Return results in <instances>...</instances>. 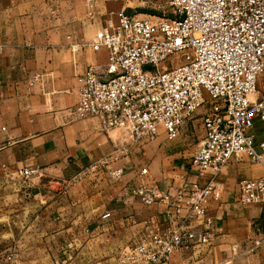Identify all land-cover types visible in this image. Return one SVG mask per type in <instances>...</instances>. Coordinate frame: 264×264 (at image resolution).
I'll list each match as a JSON object with an SVG mask.
<instances>
[{
  "label": "crops",
  "instance_id": "obj_1",
  "mask_svg": "<svg viewBox=\"0 0 264 264\" xmlns=\"http://www.w3.org/2000/svg\"><path fill=\"white\" fill-rule=\"evenodd\" d=\"M92 1V15L88 0L0 1L1 13L23 23L14 39L0 36V264H135L125 259L126 247L150 239L167 206L146 205L131 190L209 181L188 166L205 135L202 114L191 140L188 120L175 139L161 132L146 146H125L120 130H104L99 117L75 110L79 74L106 60L91 44L108 8ZM255 132L258 145V122ZM244 160L233 159L217 176L224 188L210 202L212 243L160 264H264V246L253 245L264 237L253 226L264 204L234 197L235 182L263 176L264 165ZM26 167L38 172L19 176ZM117 169L120 179L112 177Z\"/></svg>",
  "mask_w": 264,
  "mask_h": 264
},
{
  "label": "built area",
  "instance_id": "obj_2",
  "mask_svg": "<svg viewBox=\"0 0 264 264\" xmlns=\"http://www.w3.org/2000/svg\"><path fill=\"white\" fill-rule=\"evenodd\" d=\"M169 2V17L139 18L125 7L110 14L91 44L105 51V62L78 76L77 113L99 117L104 130H120L125 146H146L161 132L175 139L203 109L205 135L188 166L209 181L168 191L146 184L131 190L146 205L167 206L150 239L126 247L125 259L135 264H160L176 251L211 244L218 174L233 159L264 165V138L257 145L255 132L260 122L264 136V0ZM88 3L92 15L93 1ZM17 172L29 178L38 170ZM123 174L117 169L112 177ZM237 200L264 203V175L240 179Z\"/></svg>",
  "mask_w": 264,
  "mask_h": 264
},
{
  "label": "rangeland",
  "instance_id": "obj_3",
  "mask_svg": "<svg viewBox=\"0 0 264 264\" xmlns=\"http://www.w3.org/2000/svg\"><path fill=\"white\" fill-rule=\"evenodd\" d=\"M101 2H102L103 6L105 5L108 8L107 10H108L109 15L112 14L113 12L119 11L122 7H125L128 12H130L133 15H137V17H139V18H146L150 15L154 16V17H157V16L169 17L170 15H172V12H173V8L170 5L169 0H101ZM19 17H22V16L8 15V14H4V13L0 12V30H1V27L3 30L7 29V32L3 31L2 34L0 32V36L2 35L3 39H5L6 36H9L10 39H14L15 36L20 34V31H17L19 26H16L17 24L22 23V20L21 21L18 20ZM201 114H203V109L197 110L193 114L192 117L187 119V121L190 120V121L194 122L193 126L190 128V131L188 132L190 140H191V138H193V137L195 138L196 136H198L199 132H201V129H202ZM258 123L260 124V122H258ZM129 145H131V144H129ZM197 147H198V145H197ZM195 149L193 150V152L195 151ZM192 153H191V155L188 156V158L190 156H192ZM244 161L249 162V163H256V162H252L248 159H245ZM239 180L240 179L237 180V183L235 182V190H234V197L235 198L237 197V188H238V181ZM223 188L224 187L221 186V188L217 191V193L214 195L213 198L220 197L221 193L223 192V190H222ZM254 204L262 205L264 203H260V204L254 203ZM258 218L259 217H257V219ZM254 221L255 222L253 223V226L255 227V229L256 228L259 229V232L264 234V217H261L258 220L254 219ZM257 233H258V231H257ZM257 239H260L261 243L258 244L257 246H255V241H254L253 245L256 248L261 247L262 245L264 246V237L257 238ZM240 264H244V263L241 262Z\"/></svg>",
  "mask_w": 264,
  "mask_h": 264
},
{
  "label": "water",
  "instance_id": "obj_4",
  "mask_svg": "<svg viewBox=\"0 0 264 264\" xmlns=\"http://www.w3.org/2000/svg\"><path fill=\"white\" fill-rule=\"evenodd\" d=\"M147 68H148V69H150V67H149V66H148Z\"/></svg>",
  "mask_w": 264,
  "mask_h": 264
}]
</instances>
